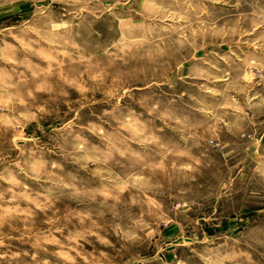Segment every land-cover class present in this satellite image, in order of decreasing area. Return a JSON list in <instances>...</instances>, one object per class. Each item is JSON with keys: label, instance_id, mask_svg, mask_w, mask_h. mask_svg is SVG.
Instances as JSON below:
<instances>
[{"label": "rangeland", "instance_id": "obj_1", "mask_svg": "<svg viewBox=\"0 0 264 264\" xmlns=\"http://www.w3.org/2000/svg\"><path fill=\"white\" fill-rule=\"evenodd\" d=\"M216 263L264 264V0H0V264Z\"/></svg>", "mask_w": 264, "mask_h": 264}, {"label": "water", "instance_id": "obj_2", "mask_svg": "<svg viewBox=\"0 0 264 264\" xmlns=\"http://www.w3.org/2000/svg\"><path fill=\"white\" fill-rule=\"evenodd\" d=\"M184 239L183 238H180L178 240H176L175 242H182ZM186 240H192L191 238H186Z\"/></svg>", "mask_w": 264, "mask_h": 264}, {"label": "built area", "instance_id": "obj_3", "mask_svg": "<svg viewBox=\"0 0 264 264\" xmlns=\"http://www.w3.org/2000/svg\"><path fill=\"white\" fill-rule=\"evenodd\" d=\"M216 264H221V263H216Z\"/></svg>", "mask_w": 264, "mask_h": 264}]
</instances>
